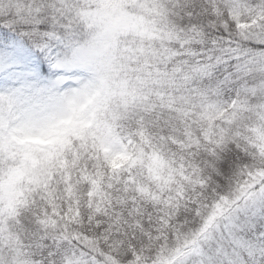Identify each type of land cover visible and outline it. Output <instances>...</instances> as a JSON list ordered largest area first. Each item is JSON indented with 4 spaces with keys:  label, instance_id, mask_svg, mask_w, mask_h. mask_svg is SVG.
<instances>
[{
    "label": "snow or ice",
    "instance_id": "6c2138e0",
    "mask_svg": "<svg viewBox=\"0 0 264 264\" xmlns=\"http://www.w3.org/2000/svg\"><path fill=\"white\" fill-rule=\"evenodd\" d=\"M0 264H264V0H0Z\"/></svg>",
    "mask_w": 264,
    "mask_h": 264
},
{
    "label": "clouds",
    "instance_id": "9594fccd",
    "mask_svg": "<svg viewBox=\"0 0 264 264\" xmlns=\"http://www.w3.org/2000/svg\"><path fill=\"white\" fill-rule=\"evenodd\" d=\"M95 164L98 165L97 171L99 173L100 178L109 176L114 171L113 161L105 157L103 154H101L100 158L95 161ZM115 164L120 165L121 167L123 166L118 160L115 161Z\"/></svg>",
    "mask_w": 264,
    "mask_h": 264
}]
</instances>
